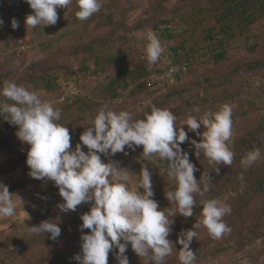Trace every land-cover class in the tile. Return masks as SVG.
<instances>
[{"label": "rangeland", "instance_id": "rangeland-1", "mask_svg": "<svg viewBox=\"0 0 264 264\" xmlns=\"http://www.w3.org/2000/svg\"><path fill=\"white\" fill-rule=\"evenodd\" d=\"M101 4L100 11L86 21L75 19L78 11L77 0H72L68 9L57 8L58 20L55 25L23 27L17 34L0 31V79L5 80L8 77L10 80H20L27 78L25 73L28 76L55 74L59 76L57 80L61 83L60 92L70 94L75 84L67 81L71 75L68 77L66 74L72 70L75 75H81L84 78L81 91L86 99L84 103L76 106L80 112L73 113L67 121H59L77 134V141L71 142L73 147L80 142V135L91 125L97 110L104 105L115 110H128L134 119L145 115L152 105L159 106L173 112L177 125H183L188 115L198 117L205 111L215 112L225 103L231 105L232 111L239 113L232 118L233 135L229 142L234 153L232 164L213 165L202 154L198 159L193 146L187 150L191 161L200 170L199 173L212 176L209 186L214 189L211 191L216 192L220 200L231 206V213L224 217L231 231L215 239L201 225L196 229L197 236L191 242L190 248L195 252L194 264H264V188L246 203L240 197L248 191L254 195V191L258 190L256 179L264 174V69L249 70L245 67L247 62L259 61L264 56V25L260 30L262 39L257 50L233 47L227 60L222 63L208 60L207 55H203L191 65L189 72L176 86L168 87L162 81L166 92L160 94L155 90L151 93L148 89L129 85L123 102L114 106L109 103L106 86L113 79L124 78L125 69L152 65L164 68L181 54L176 47L178 43L159 38L154 27L162 20L171 18L174 15L173 9L181 5L182 0H101ZM148 32H154L164 47L162 56L155 64H149L146 59ZM7 41L10 45H7ZM170 48L171 52L168 50ZM176 50L179 52L177 55ZM103 65L107 70L103 74H97V70L99 72ZM20 85L37 92L42 100L51 102L54 107L57 106L58 92L45 88L36 89L38 85L29 82ZM226 86L230 95L222 100ZM90 98L101 99L102 102L98 103ZM196 107L200 109L199 112L194 111ZM71 119L75 120L69 122ZM4 120L5 117L0 115V125ZM9 126L12 131L9 128L4 130L11 137H0L3 140L0 142V182L5 183L8 188L17 186L12 192L15 194L17 208L13 217L0 216V264L9 261L10 250L21 240L22 232L28 231L29 226L59 217V226L67 228V231L62 230L59 245L34 247L28 254L30 262L20 258L10 262L35 264L37 260H42V256L64 254L71 249V245L77 243L76 235H82L80 213L87 203L77 206L75 211L61 212L58 204L63 200L58 187L47 179L33 181L28 165L22 161V156L30 146L18 139V126ZM184 126L188 128L187 125ZM260 127H263V131L259 130ZM250 133H255L260 138L263 149L261 158L245 169L240 163L242 157L257 148L240 147L239 143ZM189 137L200 139L194 132H190ZM84 150L87 151L86 146ZM142 151V146L135 151L126 148L125 152H118L109 158L120 162L122 167H128L132 174L128 182L130 188L137 183L138 174L146 165L152 172V181H156L155 184L163 189L162 195L155 200L158 203L162 198L167 200L165 191L173 187L169 188L172 182L164 178L166 164L155 156L151 161L144 160L141 157ZM255 165L261 168L259 173L252 169ZM216 167H219V172L215 170ZM241 178H246L247 182L244 187L237 189L235 187L239 185L237 182ZM167 206L174 207L169 201ZM198 220L201 218L182 216L181 220L178 219V214L174 217L171 226L175 229L171 233L176 235L170 237L174 250L166 258L165 264H180L178 254L182 245L178 243V236L182 230L192 229ZM129 261L130 264H146V258L138 255ZM108 264H118L113 252L109 253Z\"/></svg>", "mask_w": 264, "mask_h": 264}, {"label": "clouds", "instance_id": "clouds-1", "mask_svg": "<svg viewBox=\"0 0 264 264\" xmlns=\"http://www.w3.org/2000/svg\"><path fill=\"white\" fill-rule=\"evenodd\" d=\"M26 2L34 10L26 16V26L35 28L55 25L57 8L68 9L72 0ZM77 7L76 17L86 21L100 11L102 4L101 0H77ZM11 26L18 28L19 21L13 18ZM146 39V59L149 64H155L164 47L154 32H148ZM177 70L171 68L170 73ZM0 95L13 102H0V115L18 126V139L30 146L26 161L30 177L55 183L63 200L58 204L61 212L75 211L82 203L91 204L90 211L81 215V253L74 256L78 264H108L110 252L114 253L118 264H130L126 254L129 245L135 254L146 258V264H165L166 258L173 254L174 244L168 237L174 217L177 214L192 217L197 203L195 194L203 196L209 191L210 176L208 180L203 178L204 174L199 180L196 178L198 168L182 145L190 142L196 157L199 159L202 154L210 164L231 165L233 162L234 153L229 146L233 135L232 107L227 103L215 112L205 111L198 117L188 115L183 125L176 124L173 112L155 105L142 119H134L128 110H115L104 105L97 110L91 125L80 135V142L73 147L69 128L59 123L60 109L42 100L37 92L5 81ZM194 111L200 109L196 107ZM184 125L188 126V131ZM201 126L202 132L199 131ZM189 131L200 139L190 138ZM140 146L144 160L151 161L155 156L167 161L168 176L175 186L165 191V196L174 207L161 209L153 198L152 172L146 165L141 168L137 183L130 188L127 167H122L116 160L105 162L101 158V154L115 156L125 152L126 148L135 151ZM260 158V149H255L242 157L240 163L247 169ZM215 170L219 172V167ZM14 195L5 183L0 182V216L16 214ZM201 204L202 219L178 236V243L182 245L178 254L180 264H194L196 256L190 244L201 225L215 239L231 231L224 221L231 213L229 204L217 198L203 200ZM84 229L90 231L84 232ZM28 231L50 233V238L56 240L61 235L59 217L29 226Z\"/></svg>", "mask_w": 264, "mask_h": 264}, {"label": "trees", "instance_id": "trees-1", "mask_svg": "<svg viewBox=\"0 0 264 264\" xmlns=\"http://www.w3.org/2000/svg\"><path fill=\"white\" fill-rule=\"evenodd\" d=\"M173 12L174 15L171 18L162 20L160 23L156 24L154 28L157 29L159 38L176 41V43H178L176 47L180 50L181 54H178V56L164 68H159L158 66L152 65L151 67L146 66L145 68L136 67L133 69H125V73L123 75H126L124 78L113 79L106 86L109 93V103L111 105L117 106L123 102V99H125L127 95L126 90L129 85L139 89H148L151 93L155 92V90H158L160 94L164 91L166 92L163 83L168 85V87L176 86L182 77L189 72L191 65L195 63L198 58H202L203 55H207L208 60L222 63L227 60L229 57L228 55L233 47L237 46L243 50L255 51L260 46L262 39L260 30L263 29L264 25V0H182V4L174 8ZM33 13L34 10L30 8L26 0H0V18L3 19V24L0 27V31L4 33L9 32V34H17L21 28L27 27L25 23L26 16ZM13 18L19 21V27L16 29H13L11 26ZM75 19L79 20L76 15ZM163 24L164 27L162 28ZM9 43L10 42L7 41V45H10ZM168 50L171 52L172 48ZM173 50H175V48ZM176 53L179 52L176 50L175 54ZM185 53L188 54L186 55ZM170 67H175L178 69L172 73L174 82H171L168 78L157 81L154 80L155 76L161 75ZM245 67L249 70L258 68L264 69V56L259 61L247 62ZM106 70V67L103 65L101 66V69L99 68V72L97 70V74H103ZM24 75H27L25 76L27 78H20V80H10L8 77L5 80L0 79V90H2L5 81H13L18 85L29 82L34 85H38L37 88L32 85L36 89L45 88L51 92H58V104L55 108H58L61 111V121H67L71 118L73 113L77 114L80 112V109H77L76 106L84 103L86 99V97L84 98V94L81 91V86L83 85L82 79L84 80V78L81 75H75V71L73 72L70 70L69 73L66 74L68 77L71 75V78H68L67 81L74 82L75 84V88L70 94L60 92L61 83H59L57 80L59 76L55 74L28 76L29 74L25 73ZM223 93L224 95L222 100L229 97L230 93L227 86L225 87ZM60 97L61 99L59 100ZM47 98L48 97H44V99ZM90 99L93 100V98ZM93 101L98 103L102 102L101 99ZM0 102H6L9 104L13 103L2 95H0ZM156 107L159 108V106ZM148 112L150 113L151 110ZM237 114L239 113L232 111V118L236 117ZM144 116L145 115L139 116L137 119H142ZM73 120L75 119H71L69 122H72ZM2 123L3 124L0 125L1 129L9 128V130L12 131V129H10L11 126H9L10 123L7 120H4ZM183 127L185 128V126ZM262 128L263 127H260L259 130L263 131L264 128ZM185 130L188 131V128H185ZM69 131L72 136L71 142L77 141V134L73 133L72 130ZM202 131L203 126H201V132ZM254 132L257 134V131ZM189 133L190 131L188 134ZM255 133H250L247 138H242L240 140L239 146H245L249 148L251 147L250 149L257 148L262 152L263 144ZM10 135L7 139L11 137ZM2 141L3 140H0V142ZM190 146H192L190 142H185L182 145V148L187 151ZM101 158L105 162L111 159L109 156H105L103 154L101 155ZM22 161L25 163V165H27V152L22 156ZM259 162L261 165L260 160ZM164 163L166 164V171L163 173L165 174L164 178L166 181L172 182V184L169 185V188L174 187L175 182L168 176L167 161H164ZM260 167H262V165ZM260 167L255 165L253 168H251L254 169L256 173H259L261 169ZM199 172L200 170L195 173V176L198 180L201 178L202 174H204ZM131 175L132 174L129 172L130 177H132ZM209 176L211 181L212 176L210 174L204 175L203 178L208 180ZM33 181L38 180L33 179ZM28 182H31V180H28ZM246 182V178H241L237 182L239 185L235 188L244 187ZM155 183L156 181H152L154 199L158 198V196H161L163 192L161 186ZM255 183L258 185V190L254 191V195L251 194V191L240 195L241 199H243L245 203L250 201V199L255 197V195H258L260 191L263 190L264 174H261L258 179H256ZM16 187L17 186H13L9 188V191L12 193ZM203 187L204 185L201 184L202 189ZM208 187L209 191L205 192L203 196L195 194V200L197 203L194 207V213L192 217L202 219L201 201L209 198L219 199V195H217L216 192L211 191V189L214 188L210 187L209 184ZM229 195L231 197L234 196L232 194ZM167 203L168 201L162 198V200L159 202L160 208H167ZM90 207L91 204L87 203V206L82 208L80 215L88 212ZM178 219L182 220V216L180 214H178ZM171 227L172 230L175 229L174 226ZM62 230L67 231V228L61 227V235L63 232ZM22 235L23 237L21 240L18 241L12 250H10L8 254L9 261H7L6 264H10L11 260L16 258L28 260L30 262L31 260L28 258V254L31 253L34 247H41L46 244L48 246H57L61 241V235L56 240H52L50 238V233L32 234L28 231H24L22 232ZM174 235L176 234L170 233L168 238L170 239V237ZM76 239L77 243L71 245V249L66 250L64 254L44 255L42 256V260H37L35 264L77 263V261L74 259V256L78 253H81V235H76ZM127 253L129 260L137 257V254L133 252L131 246L128 247Z\"/></svg>", "mask_w": 264, "mask_h": 264}, {"label": "built area", "instance_id": "built-area-1", "mask_svg": "<svg viewBox=\"0 0 264 264\" xmlns=\"http://www.w3.org/2000/svg\"><path fill=\"white\" fill-rule=\"evenodd\" d=\"M174 68V67H170L167 70H165L161 75L155 76L154 80H162L164 78H168L170 79L171 82H174V78L172 76V73H170V69ZM9 134L7 133V131H5L4 129L0 128V137L1 136H8Z\"/></svg>", "mask_w": 264, "mask_h": 264}]
</instances>
